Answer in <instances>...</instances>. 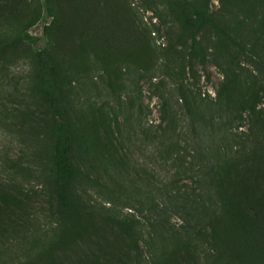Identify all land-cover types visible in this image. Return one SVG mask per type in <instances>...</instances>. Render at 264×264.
I'll use <instances>...</instances> for the list:
<instances>
[{"label": "trees", "instance_id": "trees-1", "mask_svg": "<svg viewBox=\"0 0 264 264\" xmlns=\"http://www.w3.org/2000/svg\"><path fill=\"white\" fill-rule=\"evenodd\" d=\"M160 1L188 39L182 51L185 80L187 58L207 61L199 36L205 30L216 33V53L211 55L227 78L228 95L214 100L187 87L188 100L184 83L151 77L153 93L162 103L161 123L154 125L152 136L144 132L145 140H141L154 150L150 165L134 163L148 179L126 165L119 138L122 124L128 126L141 110L134 98L136 93L141 96V76L122 91L103 96L88 88L79 72L62 66L46 52L19 72V57L4 61L0 66V134L9 139L17 134L28 144L32 161L24 163L21 154L26 158L28 154L22 149L17 160L0 151V199L18 207L43 188L60 211L49 231L24 222L0 226V264H45L66 254L82 235L65 209L118 227L127 238L123 264H264V241L244 233L245 241L255 238L250 242L253 246L243 244L240 251L239 244L235 250L234 244L223 239L222 229L228 223L242 227L244 222L236 214L237 199L229 183L232 170L264 165V118L256 109L258 95H245L250 88L239 61L249 57L264 73L263 58L257 50H248L251 39L244 36L251 26L237 19H217L211 13L212 0ZM221 1L226 7L233 5L232 9L239 5L240 10L252 4V0ZM190 70L194 72L191 65ZM156 78L158 82L153 83ZM20 91L19 109H14L8 96ZM242 103L249 106L253 118L246 137L234 131L242 119L238 110ZM39 105L48 111L45 121L31 108ZM15 120L23 128L16 133L11 128ZM34 125H42L46 132L37 133ZM84 136L91 140L86 150L94 152L99 162L98 176L76 157ZM108 142L116 150L115 157H108ZM258 205L263 207V203Z\"/></svg>", "mask_w": 264, "mask_h": 264}, {"label": "rangeland", "instance_id": "rangeland-1", "mask_svg": "<svg viewBox=\"0 0 264 264\" xmlns=\"http://www.w3.org/2000/svg\"><path fill=\"white\" fill-rule=\"evenodd\" d=\"M230 6H224L221 0H212L211 13L221 21L226 17L229 21L235 22L237 19V22L249 23L251 27L247 28L244 35L251 39L248 40V50H257L264 60V0H252V4L244 6L242 10L239 5H235L234 9L233 5ZM187 40L160 0H0V66L16 55L20 66L16 71L19 72L23 68L28 69L27 65L37 63L40 53L46 52L62 66H69L79 72L87 87L103 96L110 95L113 90L122 91L133 80L142 77L139 83L141 96L138 98L139 93L134 96L141 110L134 114L128 126L122 124L119 138L123 144L121 153L126 165L133 166L137 175L148 179L150 176L136 168L134 163L150 165L154 150L141 140H145L144 132L149 131L151 134L154 125L161 123L162 103L153 93L151 77L154 75L167 78L170 83H184L188 100L189 88L214 100L218 95H228L227 78L215 65L211 55L216 53V33L205 30L199 36L201 47L207 52V61L203 63L198 58H187L185 80L181 66L182 62L184 65L182 51ZM239 61L250 88L245 95L247 98L252 97L253 93L258 95L256 109L264 118V73L258 71L249 57L242 56ZM190 65L194 72L190 70ZM159 78L154 79L153 83H157ZM233 91L237 96V90ZM21 95L20 91L8 96L9 105L14 109H19ZM123 105L128 106L126 98ZM31 108L41 121L47 119L48 111L45 108L40 105ZM238 110L242 119L235 123L234 131L246 137L252 126V113L244 103ZM42 125H34L37 133L45 131ZM11 128L14 133L23 129L20 120L12 122ZM26 132L24 130L23 134ZM17 136L13 135L9 139L5 134H0V151L17 160L22 149L28 154L27 158L21 154L22 159L26 160L24 163L28 164L32 161L28 144L25 146V142ZM90 141L88 136L81 139L76 157L87 165L92 175L98 176L99 162L95 159V153L86 150ZM112 141L118 145L115 138ZM117 148L120 150L121 147ZM107 149L111 151L108 157L117 155L109 142ZM232 173L229 183L237 199L236 214L244 217V222L242 227L235 223L225 224L222 227L223 239L234 244L235 250L240 244L241 251L243 244L251 245L250 242L255 239L251 241L249 237L245 241L241 238L244 233L248 236L253 234V237L264 241V165L253 169L241 167L238 171L232 170ZM108 182L114 185L110 178ZM36 191L37 194L31 195L30 200L18 207H9L0 199V226L24 222L42 227L44 231L55 227L59 219V216H55L60 211L59 206L51 203L49 192L45 189ZM253 192L256 198L251 195ZM258 203H263V207ZM65 210L82 238L76 237L77 242L72 243L66 254L58 255L55 262L45 264H123L127 238L118 227ZM252 228L253 232L250 230Z\"/></svg>", "mask_w": 264, "mask_h": 264}]
</instances>
